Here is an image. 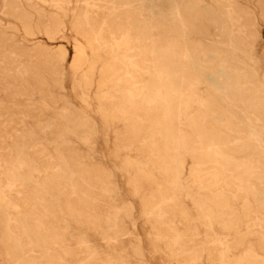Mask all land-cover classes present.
Returning <instances> with one entry per match:
<instances>
[{"label": "rangeland", "instance_id": "1", "mask_svg": "<svg viewBox=\"0 0 264 264\" xmlns=\"http://www.w3.org/2000/svg\"><path fill=\"white\" fill-rule=\"evenodd\" d=\"M83 1L0 0V264H264V116L205 76L264 96V0H130L143 65Z\"/></svg>", "mask_w": 264, "mask_h": 264}, {"label": "bare ground", "instance_id": "2", "mask_svg": "<svg viewBox=\"0 0 264 264\" xmlns=\"http://www.w3.org/2000/svg\"><path fill=\"white\" fill-rule=\"evenodd\" d=\"M91 2H89L88 0H84L83 1V6L84 7H88V6H94V5H98L100 7H104V10L106 9L105 13L103 14V17H101L98 21L94 18V17H90V18H87V21L88 22H84L85 24V37L87 38L88 41H97L98 40V37H103L104 39H108V40H114L116 39V37H119L121 40L124 41V43L127 45H129V47H132L131 45V42L135 41V45H137V51H134L133 54L136 55L137 57H139V65H143L147 59V53L149 52L148 51V48L146 46V43H145V35H144V27H143V24H137L135 23V20L133 18V15H132V4H131V1L130 0H94L93 4H90ZM9 10V9H8ZM22 16V15H21ZM97 25V30L93 29V27ZM25 27V26H24ZM59 31V30H58ZM132 37L134 38V40L132 39ZM64 59V58H63ZM107 63V62H105ZM113 63V62H112ZM115 65V64H114ZM107 68V67H106ZM229 65L228 64H220L219 66H217L215 69L211 70V71H207V73L205 74L206 78H211L213 80V85L215 86L216 88V91H218L220 94H222L223 96L227 97V98H231L233 100H236L238 102H242L243 104H245L250 110H252L255 114H260V115H263L264 116V96H254V95H250L245 89H241L240 91V87H238V83L237 81H235V79H232V75H231V72L229 70ZM95 69V68H94ZM93 69V70H94ZM103 69V68H102ZM39 70V69H38ZM88 70V69H87ZM109 70V68H108ZM107 70V72H108ZM110 71V70H109ZM94 72V71H93ZM102 72V71H101ZM100 72V73H101ZM93 74V73H92ZM104 74V72H103ZM108 73L104 74V75H107ZM220 74H225L226 75V81H224L223 83L219 82L218 81V75ZM91 76V75H90ZM236 76V75H235ZM104 77V76H103ZM228 80V81H227ZM112 81V79H111ZM109 82V80H108ZM105 87V86H104ZM130 91V90H129ZM251 91V90H250ZM252 92V91H251ZM132 96V95H131ZM52 98V97H51ZM134 99V98H133ZM115 107V106H114ZM127 109V108H126ZM122 112V111H121ZM129 115V113H128ZM119 117V116H118ZM113 120V119H112ZM136 126V125H135ZM132 130L134 131L135 129L132 127ZM132 131V132H133ZM252 132V131H251ZM129 134V133H128ZM135 135V134H134ZM128 136V135H127ZM136 136V135H135ZM138 136V135H137ZM211 151V147L210 149H208ZM220 153V151H217ZM211 154H213V151H211ZM214 154L215 151H214ZM223 155V153H221ZM217 158V157H216ZM218 159V158H217ZM216 159V160H217ZM215 160V159H214ZM204 162V161H203ZM97 165V164H96ZM178 166V165H177ZM86 171V170H85ZM143 171V170H142ZM146 171V170H145ZM171 174L173 175V170H171ZM87 172L83 173L84 175H87L86 174ZM170 173V172H169ZM174 174L177 175V173L175 172ZM190 174V173H189ZM150 175V174H149ZM91 176V175H90ZM142 176V175H141ZM88 177V176H87ZM170 177H172L170 175ZM92 178L94 179L93 175H92ZM177 178V177H176ZM89 179V177H88ZM91 179V178H90ZM89 179V180H90ZM87 180V181H89ZM140 180V179H139ZM174 180V179H173ZM171 181V180H170ZM90 182V181H89ZM102 182V181H101ZM76 183V182H75ZM103 183V182H102ZM172 183V182H171ZM192 184V183H191ZM199 185V184H198ZM165 186V185H164ZM163 187V186H162ZM198 187V186H197ZM95 188V187H94ZM157 188V187H156ZM158 189V188H157ZM156 189V190H157ZM164 189V188H163ZM168 189V188H167ZM200 189V188H199ZM170 190V189H168ZM167 190V192H169ZM154 191V190H153ZM159 191V190H158ZM162 192V191H161ZM172 192V191H171ZM78 193V192H77ZM158 193V192H157ZM156 193V194H157ZM151 194V193H150ZM154 194V192H153ZM165 194V193H164ZM69 195V194H68ZM79 195V194H78ZM155 195V194H154ZM153 195V196H154ZM168 195V194H167ZM150 196V195H149ZM152 196V195H151ZM150 196V197H151ZM166 196V195H165ZM156 197V196H155ZM152 198V197H151ZM161 198V197H160ZM81 199V197H80ZM159 199V198H158ZM172 199V197H171ZM145 200V199H144ZM147 200V199H146ZM43 201V200H42ZM81 201H83L81 199ZM161 201V200H160ZM169 201V200H168ZM168 201L166 203H168ZM171 201V200H170ZM202 201V200H201ZM44 202V201H43ZM148 202V201H146ZM150 202H151V199H150ZM148 202V203H150ZM147 203V204H148ZM154 203V202H153ZM157 203V202H156ZM172 203H173V200H172ZM179 203V202H178ZM83 204V203H82ZM160 204V203H159ZM71 205V204H70ZM168 206L170 205V203L167 204ZM172 205V204H171ZM84 206V204H83ZM164 208H165V205H163ZM168 206L166 208H168ZM176 206V205H175ZM180 206V205H179ZM258 206V205H257ZM85 207V206H84ZM158 207V206H157ZM156 207V208H157ZM172 207V206H171ZM174 207V206H173ZM213 207V206H212ZM163 208V209H164ZM165 208V209H166ZM178 208V207H177ZM263 208H264V202H263ZM84 209V208H83ZM82 208H79L77 210V214L78 216H80V218H82L83 216H85V211L83 210ZM164 209V210H165ZM176 209V208H175ZM174 209V210H175ZM181 209V207H180ZM200 209V208H199ZM210 209V208H209ZM212 209V208H211ZM224 209V208H223ZM178 210V209H176ZM203 210V209H202ZM214 210V209H213ZM252 210V209H251ZM250 210V211H251ZM71 211V210H70ZM167 211V210H165ZM180 212V210H178ZM215 211V210H214ZM244 211V210H243ZM263 212V210H261ZM177 212V211H176ZM183 212V211H182ZM216 212V211H215ZM245 212V211H244ZM87 213V212H86ZM169 213H170V210H169ZM188 213V212H187ZM174 214V212H173ZM184 214V213H182ZM247 214V212H246ZM260 214V213H258ZM161 215V214H159ZM168 215V214H167ZM170 215V214H169ZM249 215V214H248ZM263 215H264V212H263ZM262 215V216H263ZM75 216V215H74ZM158 216V215H157ZM184 216H186V214H184ZM189 216V215H188ZM237 216V215H236ZM259 216V215H258ZM261 216V215H260ZM259 216V218H261ZM187 217V216H186ZM171 218H173L171 216ZM181 218V217H180ZM183 218V217H182ZM185 218V217H184ZM201 218V217H200ZM213 218V217H211ZM264 218V217H263ZM186 219V218H185ZM189 219V217H188ZM223 219V218H221ZM225 219V218H224ZM234 219V218H233ZM237 218H235L236 220ZM253 219V218H252ZM256 219V218H255ZM254 219V221H255ZM262 219V218H261ZM187 220V219H186ZM234 220V222H235ZM247 220V219H246ZM222 221V220H221ZM248 221V220H247ZM261 221V220H259ZM187 223L189 224V222L187 221ZM186 222L183 224H187ZM203 223V222H202ZM226 223V222H225ZM231 223V221L229 222ZM262 223V222H261ZM227 224V223H226ZM233 224V223H232ZM247 224V223H246ZM253 224V223H252ZM259 224V223H258ZM183 225V226H185ZM191 225V224H190ZM235 225V224H234ZM254 225V224H253ZM213 226V225H212ZM255 226V225H254ZM263 226V225H262ZM262 226L260 225L258 227V230L257 231H253L252 230V234L250 233V237L253 238V242L252 244L254 245V248L256 251H261L264 250V229L262 228ZM189 227V226H188ZM211 227V226H210ZM214 227V226H213ZM233 227V226H232ZM247 227V226H246ZM251 227V226H250ZM253 227V226H252ZM251 227V228H252ZM257 227V226H256ZM264 227V226H263ZM161 229V228H160ZM168 229V227H167ZM178 229V228H177ZM190 229H191V226H190ZM249 229V227H248ZM255 229V228H254ZM257 229V228H256ZM180 230V229H179ZM189 229H185V231L188 233ZM192 230V229H191ZM251 230V229H249ZM212 231V230H211ZM222 231V230H221ZM167 232V231H166ZM248 232V231H247ZM169 234V231L167 232ZM192 233H195L194 231ZM244 233V232H243ZM246 233V231H245ZM52 234V233H51ZM171 234V233H170ZM189 234V233H188ZM191 234V233H190ZM215 234V233H213ZM217 234V233H216ZM224 234V233H223ZM247 234V233H246ZM193 235H196L193 234ZM219 235H221L219 233ZM240 235V234H239ZM214 236V235H213ZM225 236V235H224ZM244 236V235H243ZM248 236V235H247ZM170 237V235H169ZM172 237H173V234H172ZM184 237V236H183ZM186 237V236H185ZM194 238V236H193ZM225 238V237H224ZM230 238V236L228 237ZM241 238V236H240ZM239 238V239H240ZM45 239V238H44ZM113 239H115L113 237ZM250 238H247V237H242L239 241L236 240V244L237 246H235L236 248H240V249H243L246 253V250H249L246 248V246H248V244H250ZM44 241V240H43ZM115 241V240H114ZM109 242V241H107ZM220 242V241H219ZM235 242V241H234ZM220 245V244H219ZM234 245V244H233ZM46 247V246H45ZM72 247V246H71ZM214 247V246H213ZM212 247V248H213ZM232 247V246H231ZM65 248V247H64ZM208 248V247H207ZM220 248V247H219ZM60 249V248H59ZM230 250L229 248V245L228 246H224L222 248V252L224 250ZM212 250V249H211ZM214 250V249H213ZM212 250V255H213V258H215L214 256L215 255V251L213 252ZM74 251V250H73ZM218 251V249H217ZM239 251V250H238ZM255 251V252H256ZM62 252V251H61ZM72 252V251H71ZM70 252V253H71ZM219 252V251H218ZM231 252V251H230ZM234 252H236L234 250ZM234 252H231V253H234ZM240 252V251H239ZM252 252V250H251ZM63 253V252H62ZM65 253V252H64ZM230 253V254H231ZM243 253V254H244ZM264 253V252H263ZM66 254V253H65ZM261 254V253H259ZM14 255V254H13ZM69 255V254H68ZM74 255V254H73ZM234 255V254H233ZM241 255V254H240ZM235 256V255H234ZM223 257V255H222ZM235 257H238V256H235ZM234 257V258H235ZM241 257V256H240ZM262 257V256H261ZM15 258V257H14ZM243 258V257H242ZM89 259V257H88ZM218 259V258H217ZM223 259V258H222ZM237 259V258H235ZM15 260V259H14ZM81 260V258H80ZM215 260V259H214ZM75 261V260H74ZM83 261V260H82ZM187 261V260H186ZM211 262V261H210ZM214 262V261H212ZM55 263V262H54ZM77 263V262H75ZM96 264V263H95ZM224 264V262H223Z\"/></svg>", "mask_w": 264, "mask_h": 264}]
</instances>
